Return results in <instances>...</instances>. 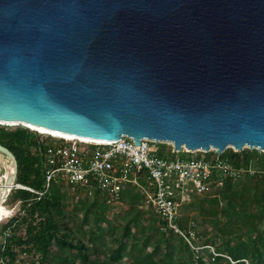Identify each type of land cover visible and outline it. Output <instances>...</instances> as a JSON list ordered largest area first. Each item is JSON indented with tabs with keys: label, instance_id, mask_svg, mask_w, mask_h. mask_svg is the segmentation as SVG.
<instances>
[{
	"label": "water",
	"instance_id": "obj_1",
	"mask_svg": "<svg viewBox=\"0 0 264 264\" xmlns=\"http://www.w3.org/2000/svg\"><path fill=\"white\" fill-rule=\"evenodd\" d=\"M27 126L264 153V0H0V128Z\"/></svg>",
	"mask_w": 264,
	"mask_h": 264
},
{
	"label": "trees",
	"instance_id": "obj_2",
	"mask_svg": "<svg viewBox=\"0 0 264 264\" xmlns=\"http://www.w3.org/2000/svg\"><path fill=\"white\" fill-rule=\"evenodd\" d=\"M32 134L0 128V145L17 161L16 184L44 192L45 140ZM158 149L163 157L172 150L164 144ZM220 157L246 174L224 179L205 195L189 191L178 220L185 232L193 223V244L200 247L203 237L213 252H195L161 230L163 223L152 208L145 211L135 187L123 190L126 209L115 216L99 191L74 202L52 183L40 199L19 188L9 194L7 205L18 210L0 223V264H264V153L228 149Z\"/></svg>",
	"mask_w": 264,
	"mask_h": 264
},
{
	"label": "built area",
	"instance_id": "obj_3",
	"mask_svg": "<svg viewBox=\"0 0 264 264\" xmlns=\"http://www.w3.org/2000/svg\"><path fill=\"white\" fill-rule=\"evenodd\" d=\"M31 133H35L32 131ZM44 144V192L19 186L42 197L52 183L61 185L71 201L92 197L99 191L106 205L115 212L122 206V192L127 186L135 187L144 197L146 207L152 208L163 223L161 230L173 232L198 252L193 244L196 239L194 224L187 232L178 225L181 201L187 195V186L199 195L210 193L221 186L226 178L237 180L247 170L233 167L216 154L211 160L181 157L190 154L170 151V155H159L158 145L143 139L135 147L132 139L123 137L119 141L88 143L67 140L44 134H36Z\"/></svg>",
	"mask_w": 264,
	"mask_h": 264
},
{
	"label": "rangeland",
	"instance_id": "obj_4",
	"mask_svg": "<svg viewBox=\"0 0 264 264\" xmlns=\"http://www.w3.org/2000/svg\"><path fill=\"white\" fill-rule=\"evenodd\" d=\"M33 136H37L35 133H33L32 134ZM159 145H161L160 143H159ZM165 146H166V148H172L173 149V146L172 145H170V144H164ZM228 150V149H227ZM226 150V151H227ZM233 150V149H232ZM234 151V150H233ZM235 152V151H234ZM214 154H215V151H213V150H211L210 152H208V153H203V152H191L190 154H187V153H185V154H179V156H181V157H190V158H203V159H209V160H211L212 158H213V156H214ZM4 173V169H3V166L2 165H0V175H2ZM253 173V171H251V174ZM191 189V187L190 186H187V190H188V192L189 191H191L190 190ZM188 194V193H187ZM187 195H185V197H186ZM8 199V198H7ZM7 201V200H6ZM4 202V205L8 208V209H10L11 211H12V214L10 215V217L9 218H11L15 213H16V211L18 210V205H16V206H14V207H9L8 205H7V202ZM75 202V201H74ZM186 202V200L185 199H183L182 201H181V207L180 208H182V207H184V205L186 204L185 203ZM72 204V203H71ZM126 209V205L125 204H122V206L119 208V209H117L115 212H113L114 213V215L115 216H121L122 214H123V211ZM145 211H149V207H145ZM112 213V214H113ZM194 216V213L193 212H190V217H193ZM9 218H7L5 221H7ZM179 237V236H178ZM205 238H203V237H201V238H199V241H197V243H198V245L200 246L199 248H200V251H210V252H213V250H212V248L211 247H207V246H203L202 244L204 243V240Z\"/></svg>",
	"mask_w": 264,
	"mask_h": 264
},
{
	"label": "bare ground",
	"instance_id": "obj_5",
	"mask_svg": "<svg viewBox=\"0 0 264 264\" xmlns=\"http://www.w3.org/2000/svg\"><path fill=\"white\" fill-rule=\"evenodd\" d=\"M27 127L33 131H37L38 133L44 134V135H49V136L67 139V140L76 139V138H72L69 136L52 133V132L43 130L41 128H36L32 126H27ZM77 140H81V141L88 142V143H99V142H94V141H89V140H84V139H77ZM0 165L4 167L3 168L4 173L0 175V191H1L2 187L4 186L5 179L8 178L13 173V166L11 164V161H8L7 159L2 158L1 156H0ZM11 214H12V211L4 205L3 200H0V223L6 220L7 218H9Z\"/></svg>",
	"mask_w": 264,
	"mask_h": 264
}]
</instances>
